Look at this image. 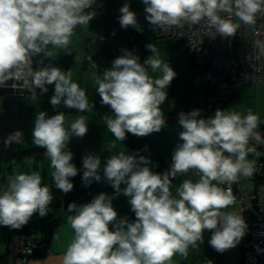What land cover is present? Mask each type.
<instances>
[{
  "label": "clouds",
  "instance_id": "obj_1",
  "mask_svg": "<svg viewBox=\"0 0 264 264\" xmlns=\"http://www.w3.org/2000/svg\"><path fill=\"white\" fill-rule=\"evenodd\" d=\"M142 3L145 19L153 28L205 22L225 39L234 37L239 27L230 18L233 10L246 25L255 24L257 15L264 14V0H142ZM95 4L96 0H0V85L12 80L17 70L27 69L34 89L45 93L48 85H54L50 99L54 107L63 103L78 112L93 110L95 104H89L86 90L73 82L71 69L61 70L54 64L36 68L32 65L33 57L50 58L51 48L59 47L71 54L73 32L89 26L96 16ZM119 11L122 28L143 30L129 3L125 2ZM222 13H228L229 17ZM146 47L152 55L143 63L132 51L124 50L102 76L94 78L100 103L110 106L114 113V118L104 117L106 127L122 142L127 133L145 137L160 132L166 124L160 105L167 100V89L176 72L156 55L151 44ZM38 63L43 64V59ZM148 68L153 72L159 70L162 75L153 79ZM259 120L251 111L241 116L217 109L208 118H201L200 109L180 112L182 142L174 148L170 167L163 173L154 172L150 158L139 153L111 155L104 160L103 168L100 155L85 154L81 177L84 186L100 182L102 173L114 193L101 192L90 202L68 204L67 211L72 213L68 223L74 237L63 264H168L174 255L187 257L189 247L195 249L202 244L205 231L211 233L208 243L218 253L236 247L245 236L247 224L241 215L221 210L236 202L231 184L240 176L251 177L254 173V161L247 157L249 153L259 155L255 147H249L250 141L264 144V135L257 130ZM64 121V112L49 117L40 111L32 136L34 145L46 151L55 169L52 173L55 188L67 194L74 189L72 178L80 171L72 162L70 139L73 136L82 139L89 129L83 116L77 117L70 129L64 127ZM22 137L23 133L17 130L4 143H21ZM189 170H195L198 181L184 180L177 189L178 198L173 197L172 180ZM120 194L129 198L135 220L118 219L112 201ZM52 201V192L42 186L38 172L17 174L0 193V226L20 229L34 214L46 216Z\"/></svg>",
  "mask_w": 264,
  "mask_h": 264
},
{
  "label": "crops",
  "instance_id": "obj_2",
  "mask_svg": "<svg viewBox=\"0 0 264 264\" xmlns=\"http://www.w3.org/2000/svg\"><path fill=\"white\" fill-rule=\"evenodd\" d=\"M131 5L130 8L135 13L144 7L142 0L140 2L132 0ZM93 7L96 16L90 21L89 26L78 27L73 32L69 46L71 54H66L62 48H51L50 46L52 56L50 58H44L42 55L33 57V68L54 64L60 67L61 70L67 71L71 69L73 82L78 83L80 87L86 90L88 102L89 104L94 103L95 108L87 112H78L76 109H68L62 105L54 107L50 103V99L54 94V85H48V91L45 93H41L37 89L34 94L26 97H18L15 93L0 95V174L2 162L6 158H15V160L17 159L21 162L24 158L19 159L15 154L37 147L33 143L32 132L36 114L40 111L46 112L49 117L58 112H64V127L66 129H70L71 123L79 116H83L88 122V133L82 139L75 136L71 137L68 145V148L74 154L72 162L80 169V173H83L82 157L88 153L100 155L101 168H103V162L107 157L123 152L125 154L139 153L149 157L152 161L151 167L154 172L160 173L163 170H168L173 150L178 143L182 142L179 140V132L182 131V127L178 123L179 113L200 109L202 115L206 99V73L203 67L197 66L199 68H196L191 65L188 55L182 48L175 45L172 40H158L157 29L154 31L144 20L140 24L143 30L138 31L139 36L133 39L131 29L129 27L124 29L119 24L118 14L121 7H116L115 0H96V4ZM113 29L117 30V35L110 38L109 34ZM105 37H107V40L103 41ZM153 39L161 47V52H157L156 55L163 62H168L176 72V77L167 89V100L160 105V111L166 120V124L163 125L160 132L152 133L145 137H137L127 133V139L122 142L116 140L106 127L104 117L114 118V113L111 112L110 106L100 103V96L96 92L98 86L94 83V78L97 75L102 76L111 66L114 57L122 55L124 50L132 51L138 57L143 54L144 62L146 58L152 55L146 46L148 43H153ZM164 54L169 57H164ZM41 59L44 61L43 64L38 63ZM91 62L97 63V70L91 67ZM148 74L153 79L162 75L159 70L153 72L151 68H148ZM222 110L237 112L241 116H246L249 111L258 115L260 120L257 130L264 135V82L238 84L233 98ZM17 130L23 133L21 143L13 142L11 145H5L4 141L9 134ZM249 147L255 146L249 142ZM262 156L264 157V152H262ZM26 158H31V156ZM247 159L254 161L255 164L254 153H249ZM255 171L256 166L251 177L240 176L234 184L235 195L236 197H242L244 199L243 202L237 201L232 206L222 209L224 213L233 212L241 215L247 224L245 236L239 244L224 253H218L208 243L211 233L205 231L202 244H199L195 249L189 247L187 257L180 254L174 255L168 264H208L209 260L212 261V264L243 263V253L249 236L248 220L256 210V189L258 187L255 180ZM6 176L3 180H5ZM101 176L100 182L94 181L88 187H85L84 184L82 185L81 189L84 193L81 196L86 203L97 195L98 183L106 182L107 190L110 191L108 194L112 195L114 193L111 185L103 179L102 173ZM198 179L199 176L195 170H189L186 174L177 175L172 180L170 188L172 196L178 198L177 189L184 180L196 182ZM213 183H216V181H213ZM218 186L222 187L223 185ZM121 187H124V185H121ZM120 195L122 197L121 201L124 200L126 202L125 199L127 197L123 194ZM120 195L112 201L113 207L118 213V219L127 217L130 221L135 220L134 212L132 215L127 211V203L126 205L119 204ZM57 200L60 201L59 205L61 207V200ZM66 213H69L67 208ZM60 228L61 225L58 229ZM54 243L55 241L52 239L50 252L42 262H40V258H32L24 263L63 264V257L66 251L56 249V252H53L51 245Z\"/></svg>",
  "mask_w": 264,
  "mask_h": 264
},
{
  "label": "built area",
  "instance_id": "obj_3",
  "mask_svg": "<svg viewBox=\"0 0 264 264\" xmlns=\"http://www.w3.org/2000/svg\"><path fill=\"white\" fill-rule=\"evenodd\" d=\"M231 20L238 24L236 35L227 39L220 37L214 29L205 22L196 25L185 23L182 27H163L164 31L184 48L190 64L203 67L206 73V99L201 118L213 116L217 109H222L234 96L236 86L242 83L264 82V14H258L255 24L246 25L234 14ZM139 24L145 19L144 7L136 13ZM119 15H121L119 11ZM225 18L228 13H222ZM132 38L138 36V31L131 27ZM117 35L113 29L109 37ZM107 37L103 38L106 41ZM33 66V65H32ZM97 70V63L93 62ZM0 88H10L18 97L34 94L37 89L32 86V78L27 69L17 70L14 78ZM60 105L64 106L63 103ZM65 107V106H64ZM250 143L257 148L264 144ZM256 173L263 174L264 161L255 163ZM161 171L160 173L165 172ZM234 184L231 188L234 196ZM224 187V185L222 186ZM226 187V186H225ZM264 185L256 189V210L248 220V240L243 258V264H264ZM242 197H236V202H243ZM224 213V210H221ZM19 244L9 243L8 254L26 262L34 256L38 243L32 233H20Z\"/></svg>",
  "mask_w": 264,
  "mask_h": 264
},
{
  "label": "rangeland",
  "instance_id": "obj_4",
  "mask_svg": "<svg viewBox=\"0 0 264 264\" xmlns=\"http://www.w3.org/2000/svg\"><path fill=\"white\" fill-rule=\"evenodd\" d=\"M138 1L140 2L141 0H138ZM115 2H116L117 8L122 7V5L125 2L129 3L130 7L132 6L131 5L132 0H115ZM144 21L147 22V24L149 25L146 19H144ZM151 28L154 31H156L157 29V28H153V26H151ZM153 40L154 41L153 43H151V45L156 49V54L157 52L160 53L161 47L159 46V44L157 45L155 39ZM173 42H175L174 39H173ZM182 49L187 54L186 50L184 48ZM149 52L151 53L150 50ZM164 57H169V56L164 54ZM91 67L93 68V62H91ZM195 67L199 68L197 66ZM262 150H263L262 152H264V148ZM9 167H11V169H9ZM54 171L55 169L51 167L50 158L47 155H45L41 159H37L36 157H31V158L24 157V160H22L21 162H19L17 159L15 160V158H12V159L6 158L2 162V168H1V174H0V193L6 190L10 178H13L15 175L20 174V173L38 172L42 178V185L47 186L49 188L50 192H52L53 199L55 198V199L61 200L62 206L55 211L54 207L50 205L48 209L49 212L46 216L40 217L38 213L34 214L28 223L35 232H38V231H41L40 225L42 224L49 225L50 223L49 221L54 220L56 218H60L62 220L61 228L58 229L56 234L54 235L53 239L55 243L51 245V249L53 252H56V249H63L64 251H67V248L70 245L74 237V230L68 223V217L72 215V213H68V214L66 213L67 205L72 202H76L77 204L86 203L83 197L81 196V194L84 193V191H82L81 189L83 185L82 179H81L82 173H80L79 171L77 176L73 178L72 182L74 184V189L71 192L64 194L61 190L56 189L54 186V181L52 178V173ZM5 176H6L5 180H3ZM101 192H104L107 194L110 192L107 190L106 182L98 183L97 194ZM121 200H122V197L120 195V199L118 200L119 204L126 205L127 203V211L129 212V214L131 213L133 215V211L131 210V206L128 202V197L125 199L126 202H124V200L123 201ZM18 238L19 236L16 235L13 237L12 241L9 242V232L5 228L0 226V259L3 255H6L8 253L9 243H15L17 245L19 244ZM8 259H10L11 263H14V264H25L24 261H22L20 258L10 257ZM42 260L43 259H40V262H42Z\"/></svg>",
  "mask_w": 264,
  "mask_h": 264
},
{
  "label": "trees",
  "instance_id": "obj_5",
  "mask_svg": "<svg viewBox=\"0 0 264 264\" xmlns=\"http://www.w3.org/2000/svg\"><path fill=\"white\" fill-rule=\"evenodd\" d=\"M118 16H120V15L118 14ZM129 28L131 29V26H129ZM138 36H139V32H138ZM157 38L160 40H172L173 41L172 36L168 35L164 31H160V28H157ZM174 43H175V45L181 47L177 41H175ZM142 57H143V54H141V56L139 57L141 63H143ZM115 58L116 57H114V59ZM226 105H227V103H226ZM256 152L259 153V155L257 156L256 154H254L255 163H257L260 160L264 161V157L262 156V149L256 147ZM45 153H46V151L43 148L36 147V148H31V149L21 151L15 155L19 159L24 158V157H28V156L36 157L37 159H41L45 156ZM255 180L257 181V187L263 186L264 185V172H263V174H257L256 173ZM59 203H60L59 200H57L55 198L53 199L51 205L54 207L55 211L60 207ZM49 222H50L49 225H44V224L40 225L41 231H38V232H35L31 228L29 223L22 226L20 229H11L10 227H6V226H2V227L5 228L9 232V242L12 241L14 236H16L20 233H23V232L34 234L35 235V241L38 243V248L35 250L34 256L32 258L45 259L50 252V244H51V241L53 239V236L55 235L58 228L60 227L62 220L60 218H56V219L51 220ZM109 227L111 230L112 225H109ZM37 228H39V227H37ZM244 253H245V251H244ZM244 253H243V258H244ZM8 258H10L8 253L6 255H3L0 259V264L1 263L2 264H12L10 259H8Z\"/></svg>",
  "mask_w": 264,
  "mask_h": 264
},
{
  "label": "water",
  "instance_id": "obj_6",
  "mask_svg": "<svg viewBox=\"0 0 264 264\" xmlns=\"http://www.w3.org/2000/svg\"><path fill=\"white\" fill-rule=\"evenodd\" d=\"M6 93H14V92L10 88H0V95L6 94Z\"/></svg>",
  "mask_w": 264,
  "mask_h": 264
}]
</instances>
